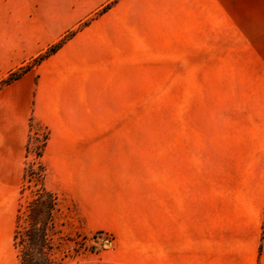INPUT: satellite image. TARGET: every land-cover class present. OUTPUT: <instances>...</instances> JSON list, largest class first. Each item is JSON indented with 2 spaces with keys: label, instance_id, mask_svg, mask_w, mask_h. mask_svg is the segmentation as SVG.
Here are the masks:
<instances>
[{
  "label": "crops",
  "instance_id": "obj_1",
  "mask_svg": "<svg viewBox=\"0 0 264 264\" xmlns=\"http://www.w3.org/2000/svg\"><path fill=\"white\" fill-rule=\"evenodd\" d=\"M189 11L176 87L218 107L208 118L204 155L191 144L183 150L181 135L174 145L157 264H264V0H189ZM79 21L0 20V80ZM109 21L94 20L0 88V231L22 185L31 116L49 132L39 162L62 183L63 170L84 167L87 151L131 143L124 129L69 124L80 109L85 114L98 42L103 49L111 40ZM100 72L110 78V67Z\"/></svg>",
  "mask_w": 264,
  "mask_h": 264
},
{
  "label": "rangeland",
  "instance_id": "obj_2",
  "mask_svg": "<svg viewBox=\"0 0 264 264\" xmlns=\"http://www.w3.org/2000/svg\"><path fill=\"white\" fill-rule=\"evenodd\" d=\"M111 1L0 0V20H81L62 38ZM189 18V0H118L94 19L110 20L111 40L103 49L98 42V72L87 89L85 114L80 109L69 124L124 129L131 132V143L109 152L87 151L83 168L63 170L65 183L52 170L44 172L45 187L58 196L51 233L53 264L61 259L60 264H157L164 178L168 194L174 145L181 135L183 150L191 144L204 155L208 118L218 107L200 104L189 87H176L177 60L189 48ZM105 67H110V78L100 72ZM43 132L37 123L31 129L28 172L36 168V136ZM32 189L30 185L22 198L17 194L13 211L7 207L0 264H17L15 216L19 204L32 198ZM78 244L85 250L76 254Z\"/></svg>",
  "mask_w": 264,
  "mask_h": 264
},
{
  "label": "trees",
  "instance_id": "obj_3",
  "mask_svg": "<svg viewBox=\"0 0 264 264\" xmlns=\"http://www.w3.org/2000/svg\"><path fill=\"white\" fill-rule=\"evenodd\" d=\"M118 0H112L100 10H98L91 20H84L76 28L69 30L57 42L51 44L44 52L38 54L30 62L20 66L17 70L12 71L5 78L0 80V88L19 79L22 75L31 71L42 61L56 53L67 41L75 36L84 27L88 26L94 19L107 12ZM35 124L33 116L30 117L29 127L31 129ZM43 134L36 136L39 145L35 151L36 168L28 172L25 164L23 171V183L19 194L23 197L24 191L32 185V198L24 203L19 204L15 216V227L13 231V247L16 252L17 264H53L50 251L52 249L51 233L54 228V215L57 211L58 196L49 191L44 183L43 165L39 162L43 149L48 139V130L46 128ZM28 153V146H27ZM28 183V185H26ZM85 250L84 244H78L75 253L78 254ZM62 259L59 261L58 264Z\"/></svg>",
  "mask_w": 264,
  "mask_h": 264
}]
</instances>
